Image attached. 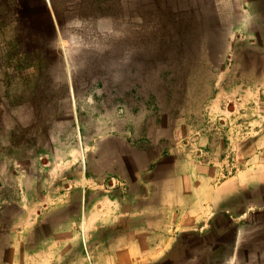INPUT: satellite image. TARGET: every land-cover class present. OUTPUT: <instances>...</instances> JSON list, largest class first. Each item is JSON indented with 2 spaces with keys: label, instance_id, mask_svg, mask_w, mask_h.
Returning <instances> with one entry per match:
<instances>
[{
  "label": "rangeland",
  "instance_id": "rangeland-1",
  "mask_svg": "<svg viewBox=\"0 0 264 264\" xmlns=\"http://www.w3.org/2000/svg\"><path fill=\"white\" fill-rule=\"evenodd\" d=\"M243 2L0 6V194L29 187L57 196L86 159L123 149L138 165L157 158L174 175L191 166L213 184L254 172L264 163V33L260 17L252 35L243 32ZM94 171L89 191L111 195L117 179Z\"/></svg>",
  "mask_w": 264,
  "mask_h": 264
},
{
  "label": "crops",
  "instance_id": "crops-1",
  "mask_svg": "<svg viewBox=\"0 0 264 264\" xmlns=\"http://www.w3.org/2000/svg\"><path fill=\"white\" fill-rule=\"evenodd\" d=\"M235 1L246 7L243 32L252 35V17H260L264 33V10H252L264 9V0ZM114 153L78 165L54 207V188L0 194V264H88L83 246L92 264H264L263 162L213 184L191 166L174 175L172 166L161 171L160 159L143 166L125 149ZM21 164L23 174L30 162ZM94 167L117 179L111 195L89 191L99 183Z\"/></svg>",
  "mask_w": 264,
  "mask_h": 264
},
{
  "label": "built area",
  "instance_id": "built-area-1",
  "mask_svg": "<svg viewBox=\"0 0 264 264\" xmlns=\"http://www.w3.org/2000/svg\"><path fill=\"white\" fill-rule=\"evenodd\" d=\"M83 251H84V255H85V258H86L87 263H88V264H92L90 254H89L88 251L86 250L85 246H83Z\"/></svg>",
  "mask_w": 264,
  "mask_h": 264
},
{
  "label": "trees",
  "instance_id": "trees-1",
  "mask_svg": "<svg viewBox=\"0 0 264 264\" xmlns=\"http://www.w3.org/2000/svg\"><path fill=\"white\" fill-rule=\"evenodd\" d=\"M167 16H170V15H168V13H167ZM171 16H173V15H171ZM172 21H174V20H172ZM174 26L175 25V27L177 26V27H179V28H181V26L179 25V24H175V23H171V24H165V26L167 27H170V26ZM159 46L161 47V44H159ZM82 251H83V248H82ZM83 253H84V251H83Z\"/></svg>",
  "mask_w": 264,
  "mask_h": 264
},
{
  "label": "water",
  "instance_id": "water-1",
  "mask_svg": "<svg viewBox=\"0 0 264 264\" xmlns=\"http://www.w3.org/2000/svg\"><path fill=\"white\" fill-rule=\"evenodd\" d=\"M64 43H66V41L64 40Z\"/></svg>",
  "mask_w": 264,
  "mask_h": 264
},
{
  "label": "bare ground",
  "instance_id": "bare-ground-1",
  "mask_svg": "<svg viewBox=\"0 0 264 264\" xmlns=\"http://www.w3.org/2000/svg\"><path fill=\"white\" fill-rule=\"evenodd\" d=\"M63 43H64V41H63Z\"/></svg>",
  "mask_w": 264,
  "mask_h": 264
}]
</instances>
